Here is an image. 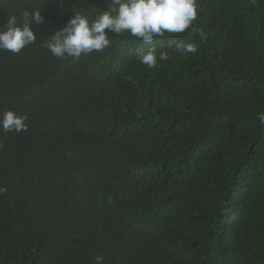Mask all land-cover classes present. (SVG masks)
I'll list each match as a JSON object with an SVG mask.
<instances>
[{"label": "trees", "instance_id": "16d2710c", "mask_svg": "<svg viewBox=\"0 0 264 264\" xmlns=\"http://www.w3.org/2000/svg\"><path fill=\"white\" fill-rule=\"evenodd\" d=\"M107 2L0 0V27L44 5L36 42L0 50V117L27 116L0 128V264H264V0H197L151 69L127 33L76 60L44 47Z\"/></svg>", "mask_w": 264, "mask_h": 264}, {"label": "clouds", "instance_id": "9594fccd", "mask_svg": "<svg viewBox=\"0 0 264 264\" xmlns=\"http://www.w3.org/2000/svg\"><path fill=\"white\" fill-rule=\"evenodd\" d=\"M60 3L63 4V0ZM43 7L25 9L19 15L8 14L4 25L0 27V50L19 53L35 43L37 37L33 25L44 22L41 15ZM71 12L65 26L44 41V47L52 56L61 60H76L82 55L100 53L112 43L109 32L116 35L127 33L148 45L138 58L141 64L151 69L157 67L159 61L170 58L167 51L157 49L153 40L166 37V34L183 33L193 27L198 16V3L197 0H108L107 8L100 9L94 18L73 7ZM193 30L201 41L207 40L206 32ZM175 49L183 54L198 51L193 42H178ZM257 115L260 123L264 124V113ZM26 119L27 116L17 115L11 110L5 111L0 117V128L5 132L26 131ZM96 259L97 264H101L103 258L98 256Z\"/></svg>", "mask_w": 264, "mask_h": 264}]
</instances>
